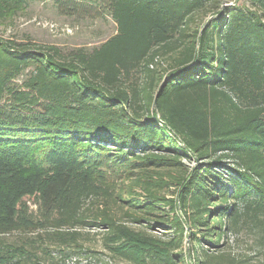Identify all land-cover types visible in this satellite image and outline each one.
Instances as JSON below:
<instances>
[{"label": "trees", "instance_id": "obj_1", "mask_svg": "<svg viewBox=\"0 0 264 264\" xmlns=\"http://www.w3.org/2000/svg\"><path fill=\"white\" fill-rule=\"evenodd\" d=\"M106 3L116 32L90 50L0 37V264H54L83 227L130 264H264L203 245L264 244V0Z\"/></svg>", "mask_w": 264, "mask_h": 264}, {"label": "rangeland", "instance_id": "obj_2", "mask_svg": "<svg viewBox=\"0 0 264 264\" xmlns=\"http://www.w3.org/2000/svg\"><path fill=\"white\" fill-rule=\"evenodd\" d=\"M242 0H237L240 3ZM210 12L206 15L209 17ZM116 32V23L109 14L106 0H29L24 8L16 14L0 20V37L14 39L21 42H31L37 45H54L68 52L74 48L92 49L98 46L108 37ZM157 71L153 74L157 82L159 77L170 68V55H161L156 59ZM22 75L18 81L23 78ZM137 75L132 76V80ZM141 78V81H148L149 78ZM196 160L183 158L182 165L170 170H159L174 176L190 170ZM174 185L170 191H175ZM139 191V190H137ZM164 193L171 192L165 190ZM175 193V192H174ZM117 217H122L121 212H117ZM125 220V219H124ZM138 229H145V224L136 225ZM79 231V240L83 242L84 248L81 251L62 259L57 248H52V258L54 264H130L117 258H111L103 249L101 236L103 230L96 228H75ZM149 232L163 239L172 235V228L167 222L159 227L148 229ZM21 234L18 232L5 235L9 241L20 240ZM187 238L182 247L177 252L187 253ZM225 239L219 244H205L204 247L212 251L231 250L238 255L252 258L253 261L264 262V244L260 241L258 234L248 228L242 229L234 235V241L229 244L224 243ZM176 264H182L176 262Z\"/></svg>", "mask_w": 264, "mask_h": 264}, {"label": "built area", "instance_id": "obj_3", "mask_svg": "<svg viewBox=\"0 0 264 264\" xmlns=\"http://www.w3.org/2000/svg\"><path fill=\"white\" fill-rule=\"evenodd\" d=\"M222 3L225 6L234 5L235 3H237V0H222ZM150 67L152 68V65H150Z\"/></svg>", "mask_w": 264, "mask_h": 264}]
</instances>
